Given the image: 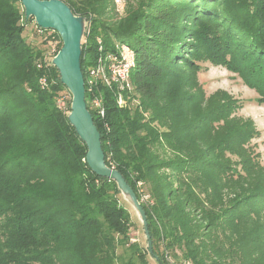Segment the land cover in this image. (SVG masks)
Listing matches in <instances>:
<instances>
[{"label": "trees", "instance_id": "16d2710c", "mask_svg": "<svg viewBox=\"0 0 264 264\" xmlns=\"http://www.w3.org/2000/svg\"><path fill=\"white\" fill-rule=\"evenodd\" d=\"M63 1L90 22L83 78L99 54L96 36L103 50L120 41L134 53L126 104L98 83L105 116L91 114L105 163L146 213L153 253L144 248L138 264H150L147 255L156 264H264V172L244 147L255 128L230 124L227 104L204 105L181 91L190 78L178 79L182 66L198 68L195 60L223 64L264 102V0H143L112 24L102 17L114 10L111 0ZM28 21L20 0H0V264H116L119 244L137 252L129 212L115 181L87 165L67 118L70 100L65 110L56 103L68 91L44 51L25 39ZM34 25L36 34L49 31ZM52 36L60 42L55 55L62 43L55 31L39 42ZM236 151L239 169L225 158ZM138 182L147 185L145 200Z\"/></svg>", "mask_w": 264, "mask_h": 264}, {"label": "rangeland", "instance_id": "374dc122", "mask_svg": "<svg viewBox=\"0 0 264 264\" xmlns=\"http://www.w3.org/2000/svg\"><path fill=\"white\" fill-rule=\"evenodd\" d=\"M140 1L143 0H126V6L121 15L116 14L109 6L102 17L111 24L114 21H120L127 18V16L130 17V15L134 12V10L131 9V6H137ZM46 33L48 32H43L41 35H39V33L36 34L34 22L28 21L23 34L29 43L41 48L44 51V56L47 60H49V58L52 57V49H55L60 42L58 38L54 39L55 41L46 40L45 42L43 38V43L39 42V36L45 37V35H47ZM193 62L194 65L198 66L197 69L192 68V65H190L188 67L182 66L178 70V79H180V76L183 77L182 79L190 78L189 81H185L187 85L183 86L181 91H186L188 95L192 93H195L197 96L199 95L198 98L204 103V105H210L214 108L227 104V120L230 121V124L234 122L241 123L244 121H251L255 128L256 135L249 139V141L245 143L244 147L247 152H249L250 156H254L256 157L255 159L258 160V164L261 167V170L257 169L258 172H264V102L260 101V95L254 87L248 85L244 81L238 72L227 69L223 64H213L202 60H195ZM65 99L71 100L70 93L67 95V98L65 97ZM231 102L235 104L238 102V105L240 104V106L237 107L238 105L236 104V108L230 110L229 105H231ZM217 123L221 124L222 121ZM217 123H213V125L220 126ZM238 155L239 151L232 154H225V158H228L232 163V166L236 169L240 168V158ZM249 179L250 177H248L244 182H235V191L240 190L237 187L243 186L244 183L246 185ZM137 186L139 188L138 191L141 194L140 199H147V185L140 182L137 183ZM119 199L129 212L131 218V226L128 232L129 242L136 245H134V250L137 252L133 255V249L131 250L128 244H119L116 249V254L118 255L116 264H121L123 261L127 262L131 259V257L133 263L138 264L139 258L137 255L141 254L144 256V248H146V240L142 231V226L134 213V209L121 197L120 193ZM261 214V221H264V209ZM177 252L180 254V251ZM147 260L150 264H156L155 261L148 255ZM181 261L182 260H179V262ZM183 264L190 263L184 262Z\"/></svg>", "mask_w": 264, "mask_h": 264}, {"label": "water", "instance_id": "95a60500", "mask_svg": "<svg viewBox=\"0 0 264 264\" xmlns=\"http://www.w3.org/2000/svg\"><path fill=\"white\" fill-rule=\"evenodd\" d=\"M20 2L25 19L32 17L38 27L53 30L60 36L61 46L57 53L49 58V64L57 69L60 82L71 95L70 111L67 113L69 123L86 145L85 160L90 169L99 176L114 180L121 197L134 209L142 226L146 249L152 254L153 246L146 213L121 172L105 163L100 133L86 105L80 57L88 25L87 18L74 14L63 0H20ZM154 259H157V256Z\"/></svg>", "mask_w": 264, "mask_h": 264}, {"label": "built area", "instance_id": "2783aa9c", "mask_svg": "<svg viewBox=\"0 0 264 264\" xmlns=\"http://www.w3.org/2000/svg\"><path fill=\"white\" fill-rule=\"evenodd\" d=\"M114 11L116 14L121 15L124 12L126 0H111ZM89 25L86 28V33L84 35L83 41L89 33ZM53 30H49L47 35L49 36ZM45 35V37H48ZM54 36L49 37L48 41H55ZM97 43V49L99 54L97 56L96 62L94 65L90 66L87 69L86 77L84 78L85 90L88 93H91V96L87 99V107L99 116L101 119L105 116V108L103 105L102 96L95 94V87L98 83L105 85L109 89L113 90L116 104L118 106H124L126 104L125 94L132 89V83L130 80V71L134 66V53L131 47L120 41H115L112 45V49L103 50L102 39L100 36L95 37ZM57 48V47H56ZM55 49H52V56L54 55ZM41 84L46 85L45 79L41 78ZM69 93H62L57 96L56 103L57 106L65 110L67 108L68 100L67 95ZM103 127L106 131H109V126L107 123H103ZM111 163V168H113V163ZM140 183V182H138Z\"/></svg>", "mask_w": 264, "mask_h": 264}]
</instances>
